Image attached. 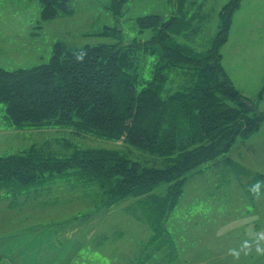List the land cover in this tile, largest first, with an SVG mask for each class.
Masks as SVG:
<instances>
[{"label": "trees", "instance_id": "1", "mask_svg": "<svg viewBox=\"0 0 264 264\" xmlns=\"http://www.w3.org/2000/svg\"><path fill=\"white\" fill-rule=\"evenodd\" d=\"M38 1L43 21L73 13L74 0ZM129 1L110 0L108 9L120 19ZM240 3L230 0L222 8L218 32L204 53L173 40L172 29L180 18L152 15L137 20L141 34L151 33L146 41L78 50L57 44L46 63L15 71L0 68V104L6 107L10 127H56L76 137L88 134L122 141L152 161L162 160L158 167L156 162L131 160L120 150L79 147L61 158L45 146L33 145L20 154L0 157V189L53 179L72 190L96 187L102 209L134 198L152 233L144 251L169 249L173 261L176 251L166 224L189 180L225 157L239 139L248 140L264 126V111L236 89L222 63L221 49ZM174 70L182 80L170 83ZM263 96L264 89L258 100ZM225 161L239 167L229 158ZM253 177L264 180V175ZM161 187L165 191L159 194ZM139 264H144L142 259Z\"/></svg>", "mask_w": 264, "mask_h": 264}, {"label": "rangeland", "instance_id": "2", "mask_svg": "<svg viewBox=\"0 0 264 264\" xmlns=\"http://www.w3.org/2000/svg\"><path fill=\"white\" fill-rule=\"evenodd\" d=\"M229 1L186 0L181 4L177 0H130L124 15L116 19L108 9L110 0H74L72 15L46 22L41 19L38 0H0V68L15 71L46 63L57 44L78 50L100 44L127 45L134 39L146 41L151 33L141 34L137 20L152 15L165 20L180 18L172 29L173 40L194 52L204 53L212 45L220 12ZM221 53L223 67L236 89L250 98L258 111H264V96L258 100L264 89V0H241ZM175 72L178 71L170 74V83L182 80L181 73L175 75ZM146 77L149 78L147 73ZM33 145L45 146L61 158L70 155L76 147L116 149L131 160L162 166L161 159L152 161L150 155L122 141L88 134L76 137L56 127L12 128L6 107L0 104V157L18 154ZM226 158L239 167L228 164ZM257 174L264 175V126L248 140L239 139L225 157L189 180L166 224L176 251L173 261H169V249L156 251L150 247L144 251L152 233L141 217L136 199L128 198L104 217L98 235L90 242L93 252L86 253L82 264H139V259L144 264H264V185L258 189L259 195L250 192L257 181H264L255 180L253 175ZM97 191L96 187L87 191L79 188L74 193L79 200L67 201L60 207L74 208L84 214L95 212L97 207L102 209L101 199L95 196ZM164 191L165 187H161L157 193ZM68 195L72 194L68 192ZM5 207L0 203V237L30 226L20 216L14 218L23 213H18V204ZM38 218L39 223H47L44 216ZM97 243H100L98 249Z\"/></svg>", "mask_w": 264, "mask_h": 264}, {"label": "crops", "instance_id": "3", "mask_svg": "<svg viewBox=\"0 0 264 264\" xmlns=\"http://www.w3.org/2000/svg\"><path fill=\"white\" fill-rule=\"evenodd\" d=\"M11 187L15 191L12 195ZM11 187L0 189V203L6 209L18 204V213H23L14 218L20 216L30 226L0 237V264H82V256L93 252L90 242L111 208L97 207L95 212L84 214L60 207L79 200L74 194L77 190L67 188L64 181L49 179L29 187ZM38 216H44L47 223H39ZM99 247L97 243L96 249Z\"/></svg>", "mask_w": 264, "mask_h": 264}, {"label": "clouds", "instance_id": "4", "mask_svg": "<svg viewBox=\"0 0 264 264\" xmlns=\"http://www.w3.org/2000/svg\"><path fill=\"white\" fill-rule=\"evenodd\" d=\"M262 185H264V181H257L254 185L251 186L250 192H252L254 195H259L258 189Z\"/></svg>", "mask_w": 264, "mask_h": 264}]
</instances>
